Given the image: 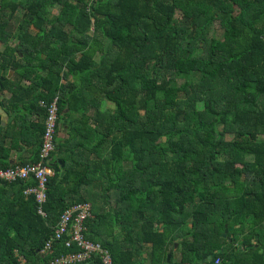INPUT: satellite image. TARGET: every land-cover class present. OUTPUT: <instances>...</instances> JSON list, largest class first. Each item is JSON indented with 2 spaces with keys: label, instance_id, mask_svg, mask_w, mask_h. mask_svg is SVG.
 <instances>
[{
  "label": "trees",
  "instance_id": "obj_1",
  "mask_svg": "<svg viewBox=\"0 0 264 264\" xmlns=\"http://www.w3.org/2000/svg\"><path fill=\"white\" fill-rule=\"evenodd\" d=\"M7 90L4 138L30 132L19 166L40 161L41 102L57 100L58 124L79 113L83 140L63 151L55 139L46 217L24 193L33 179L0 181V264L76 250L41 252L82 202L86 234L113 264H264V240L252 243L264 239V0H0ZM20 107L41 120L26 126ZM11 147L0 145V169L15 166ZM232 228L244 252L225 238Z\"/></svg>",
  "mask_w": 264,
  "mask_h": 264
},
{
  "label": "built area",
  "instance_id": "obj_2",
  "mask_svg": "<svg viewBox=\"0 0 264 264\" xmlns=\"http://www.w3.org/2000/svg\"><path fill=\"white\" fill-rule=\"evenodd\" d=\"M56 102L57 100L49 106L45 102H41V106L47 111V116L45 119L40 161L35 164L16 165L12 168L0 169V181H29L30 179L35 181V184L28 187L24 193L34 196L38 203L39 214L43 217H46L43 206L47 202V184L53 176L49 160L55 151V139L58 127V107ZM92 216V205L89 202H82L68 208L61 215L58 224L54 227L53 235L46 241L41 252L47 253L50 251L55 241H64L67 248L76 247V250L67 254L54 256L42 264H78L94 257L98 259L96 261L97 264H113L110 249L103 246L100 241L89 238L86 234L88 231L87 220ZM20 264H27L25 257L20 256Z\"/></svg>",
  "mask_w": 264,
  "mask_h": 264
},
{
  "label": "crops",
  "instance_id": "obj_3",
  "mask_svg": "<svg viewBox=\"0 0 264 264\" xmlns=\"http://www.w3.org/2000/svg\"><path fill=\"white\" fill-rule=\"evenodd\" d=\"M15 73H16V71H15ZM15 73H14V75H15ZM12 88L15 89V87L13 85H12ZM20 91H22V93H23V90H19V92ZM13 92H14V90L13 91L7 90L6 92L0 94V102H1L0 112L6 114V117H4V118H6V122L5 123H4V121L2 122L5 125L0 128V137H1L0 145H5L7 147L12 146L11 150L9 152L8 162H9V164L16 166V165H19L20 163L30 159V157H31V152H30L31 139H28L30 132L27 129H25V131H22V132H25L26 136H27V138L24 140L21 138L22 136L20 135L18 129L16 131H14L13 133L9 134V138H7V139L4 138V136H3L4 130L9 126V124L11 122V116H10V113L8 112L7 105L13 96ZM19 111H20L22 117H24V119H25V125L26 126H30L31 124L35 125L38 122V120L39 121L41 120V116H38V114L32 113V112H30V111H28L22 107L19 108ZM68 113H69V106H67L66 110H65V114H68ZM0 118H3L1 113H0ZM80 121H81V115L79 113H73V114H70L68 116L66 115V117H63L59 120V124L57 127L56 144L58 146L61 145L63 148V151H64V149H66L67 145L69 146V148L70 147L73 148L78 141L83 140V135L81 136V134H78L79 128H80V132H83V125L81 124ZM68 141L70 143H68ZM257 234H260V233H257ZM242 235H243V238H242L243 242H245L246 233H244ZM252 242H253V244H255L254 240H252ZM258 244L262 246L261 242ZM259 245H256V247H258ZM245 248L248 249L246 242L242 248L243 252H244ZM261 251H264V249H261ZM133 263L134 264H149V262H133ZM199 264H205V263H199ZM215 264H223V263L221 262V263H215ZM229 264H232V263H229Z\"/></svg>",
  "mask_w": 264,
  "mask_h": 264
},
{
  "label": "flooded vegetation",
  "instance_id": "obj_4",
  "mask_svg": "<svg viewBox=\"0 0 264 264\" xmlns=\"http://www.w3.org/2000/svg\"><path fill=\"white\" fill-rule=\"evenodd\" d=\"M230 230V233H229V235H231V237H230V239L233 241L232 242V244L234 243V239L235 238H237V242L235 243V247H236V249H239L240 251H242V248H243V245L245 244V242H243V236H242V234H244V232H242V233H236L235 234V228H232V229H229ZM257 235V234H256ZM256 235H255V237L252 239V240H254L255 241V246L256 245H259L258 243H260L261 242V244H262V241L264 240L263 238H262V236H261V234H259L260 235V242L258 241V239L256 238ZM238 236V237H237ZM242 236V237H241ZM229 239V240H230ZM253 243V242H252ZM220 263V262H219ZM207 264V263H206Z\"/></svg>",
  "mask_w": 264,
  "mask_h": 264
},
{
  "label": "water",
  "instance_id": "obj_5",
  "mask_svg": "<svg viewBox=\"0 0 264 264\" xmlns=\"http://www.w3.org/2000/svg\"><path fill=\"white\" fill-rule=\"evenodd\" d=\"M17 60H18V56H15V61L13 62V65H12V68H14V66H15V64H16V62H17ZM14 73H15V69H12L11 70V72H10V74H9V76H8V78H12V76L14 75ZM3 80H5L4 78H3ZM0 105H1V102H0ZM1 113V115L3 116V118L4 117H6V114H4V113H2V112H0ZM0 118V128L2 127V126H4L5 124H3L2 122L4 121V123L6 122V118ZM0 141H1V137H0ZM64 174V171H62L61 172V176ZM229 233H230V230L229 229H227V231H226V233H225V238H229ZM243 236V235H242ZM241 236V237H242ZM256 238L258 239V241L260 240V235L259 234H257L256 235ZM229 242L230 243H232L233 241L230 239L229 240ZM170 257V256H169ZM212 259H211V257H209L208 259H207V261L206 262H210ZM206 264V263H205Z\"/></svg>",
  "mask_w": 264,
  "mask_h": 264
},
{
  "label": "rangeland",
  "instance_id": "obj_6",
  "mask_svg": "<svg viewBox=\"0 0 264 264\" xmlns=\"http://www.w3.org/2000/svg\"><path fill=\"white\" fill-rule=\"evenodd\" d=\"M54 13L53 14H57L58 13V9H55L54 11H53ZM214 33V30L212 31V34ZM239 233H241V232H239ZM178 247V246H177ZM168 258H169V254H168ZM169 260V259H168Z\"/></svg>",
  "mask_w": 264,
  "mask_h": 264
}]
</instances>
